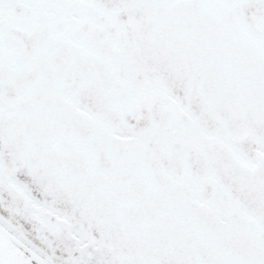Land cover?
I'll return each instance as SVG.
<instances>
[{"label": "snow or ice", "instance_id": "6c2138e0", "mask_svg": "<svg viewBox=\"0 0 264 264\" xmlns=\"http://www.w3.org/2000/svg\"><path fill=\"white\" fill-rule=\"evenodd\" d=\"M0 264H264V0H0Z\"/></svg>", "mask_w": 264, "mask_h": 264}]
</instances>
